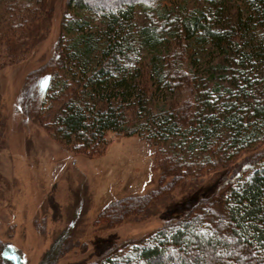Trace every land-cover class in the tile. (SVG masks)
<instances>
[{
    "label": "trees",
    "instance_id": "1",
    "mask_svg": "<svg viewBox=\"0 0 264 264\" xmlns=\"http://www.w3.org/2000/svg\"><path fill=\"white\" fill-rule=\"evenodd\" d=\"M51 1L0 0L1 64L34 49ZM64 1L53 52L27 73L36 103L22 98L23 113L87 159L104 153L106 133L135 134L153 147L158 180L105 203L94 223L108 226L118 205L222 171L182 217L88 264H264V150L236 165L264 143V0ZM0 261L29 264L9 241Z\"/></svg>",
    "mask_w": 264,
    "mask_h": 264
},
{
    "label": "rangeland",
    "instance_id": "2",
    "mask_svg": "<svg viewBox=\"0 0 264 264\" xmlns=\"http://www.w3.org/2000/svg\"><path fill=\"white\" fill-rule=\"evenodd\" d=\"M50 6L47 28L34 49L18 62H0V243L9 241L21 249L29 264H88L108 249L127 253L128 241L182 217L198 196L217 186L222 171L184 179L181 187L154 199L148 196L143 204L118 205L108 212V226L95 224L108 201L157 186V175L150 171L153 147L135 134L108 132L104 153L87 159L53 140L23 113L22 98L36 103L29 97L34 88L27 73L47 60L60 34L65 1L52 0ZM137 19L144 23L139 12ZM161 146L171 147L168 142ZM262 150L264 143L239 155L237 167ZM191 185L196 192L188 190Z\"/></svg>",
    "mask_w": 264,
    "mask_h": 264
}]
</instances>
